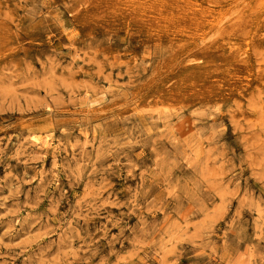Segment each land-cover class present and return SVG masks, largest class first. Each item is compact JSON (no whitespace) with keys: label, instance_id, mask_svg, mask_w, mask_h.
Masks as SVG:
<instances>
[{"label":"rangeland","instance_id":"374dc122","mask_svg":"<svg viewBox=\"0 0 264 264\" xmlns=\"http://www.w3.org/2000/svg\"><path fill=\"white\" fill-rule=\"evenodd\" d=\"M263 97L264 0H0V264H264Z\"/></svg>","mask_w":264,"mask_h":264},{"label":"bare ground","instance_id":"6f19581e","mask_svg":"<svg viewBox=\"0 0 264 264\" xmlns=\"http://www.w3.org/2000/svg\"><path fill=\"white\" fill-rule=\"evenodd\" d=\"M247 2V1H246ZM236 4V3H235ZM240 4V3H239ZM238 4V5H239ZM227 15H229V14H227ZM218 24V23H217ZM217 24H216V26H217ZM257 24V23H256ZM215 27V26H214ZM213 28V27H212ZM211 30V29H210ZM211 31H213V30H211ZM205 44V43H204ZM204 46V45H203ZM202 47V46H201ZM199 49V48H198ZM172 59V58H171ZM236 59H238V58H236ZM200 62V61H199ZM170 67H171V65H170ZM175 73V72H174ZM153 95V94H152ZM264 98V97H263ZM165 109H166V107H165Z\"/></svg>","mask_w":264,"mask_h":264}]
</instances>
